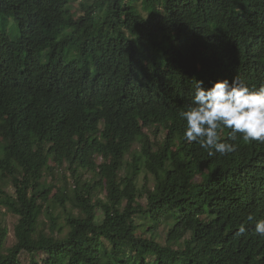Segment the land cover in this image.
Returning <instances> with one entry per match:
<instances>
[{"label": "trees", "instance_id": "1", "mask_svg": "<svg viewBox=\"0 0 264 264\" xmlns=\"http://www.w3.org/2000/svg\"><path fill=\"white\" fill-rule=\"evenodd\" d=\"M236 77L264 85V0H0V211L19 217L0 264H264V143L209 156L180 116L197 80Z\"/></svg>", "mask_w": 264, "mask_h": 264}, {"label": "clouds", "instance_id": "2", "mask_svg": "<svg viewBox=\"0 0 264 264\" xmlns=\"http://www.w3.org/2000/svg\"><path fill=\"white\" fill-rule=\"evenodd\" d=\"M180 116L186 122L184 139L208 149V155H227L236 150L237 134L245 142L264 143V85L251 87L237 77L217 80L211 87L196 81L192 102ZM230 129L222 141L221 133ZM252 217H249L251 220ZM241 225L239 232L244 233ZM255 233L264 237V219L255 225Z\"/></svg>", "mask_w": 264, "mask_h": 264}, {"label": "rangeland", "instance_id": "3", "mask_svg": "<svg viewBox=\"0 0 264 264\" xmlns=\"http://www.w3.org/2000/svg\"><path fill=\"white\" fill-rule=\"evenodd\" d=\"M75 10L79 12V3H76L74 5ZM80 14V13H79ZM7 32L8 34L12 37L15 38L16 33H17V29H16V25L13 22H9L7 24ZM160 138H163L162 136H160ZM142 146V140H138V142L135 144L134 146V150L135 151H140ZM127 161L130 162L131 161V157H127ZM98 164H102L103 163V159L102 158H98L97 159ZM53 165V164H52ZM54 166V165H53ZM157 175V171L156 169L147 164L142 168L141 173L139 174L138 178H137V183L138 186L141 190H143V192H145V189L147 187H153L155 184V178ZM49 181H52V177L51 176H47ZM94 177V174L91 173L90 171L84 172V180L86 181H90L92 180V178ZM55 183L60 187H64L67 184H69V186L71 188H75V182H74V178L72 177L71 172L67 171V168H63L62 170H59V172L56 173V177H55ZM0 189L5 190L7 193L14 195L15 194V190L13 188V186L11 185V183L7 180L6 177H3L2 179H0ZM98 193V197L101 199H104L106 196V193L103 192V190L97 192ZM57 194V191H54L52 198H54V196ZM145 202V200H142V202ZM51 211L55 212V215L58 216H62L59 218L58 220V231L56 233V236L59 237L60 232L59 230L64 228L65 232H67V228H65L64 225V210L58 205V206H52ZM99 222H101L103 220V216L101 214V212L99 211ZM19 221V217L14 215L13 213H8L6 212V210H2L0 211V222L8 228L9 230V237H8V242H7V248L13 247L16 244V236H15V227L18 224ZM41 229L44 230L45 232H47L48 234H50V221L47 219V216L44 214L41 218ZM138 223H141V220L138 219ZM159 235L162 237V239L159 238L160 242H164L165 237H166V227L162 226L159 230ZM39 258L43 259L45 258L44 255H40ZM22 262L23 264H29V259L27 257L26 254H24L22 256Z\"/></svg>", "mask_w": 264, "mask_h": 264}]
</instances>
